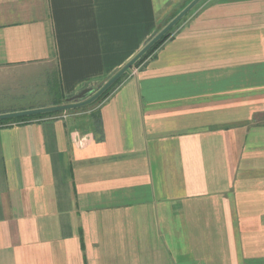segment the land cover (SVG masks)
Masks as SVG:
<instances>
[{
    "label": "crops",
    "instance_id": "obj_1",
    "mask_svg": "<svg viewBox=\"0 0 264 264\" xmlns=\"http://www.w3.org/2000/svg\"><path fill=\"white\" fill-rule=\"evenodd\" d=\"M190 1L0 0V81L59 91L0 113L91 95ZM199 4L100 103L0 125V264H264V0Z\"/></svg>",
    "mask_w": 264,
    "mask_h": 264
},
{
    "label": "rangeland",
    "instance_id": "obj_2",
    "mask_svg": "<svg viewBox=\"0 0 264 264\" xmlns=\"http://www.w3.org/2000/svg\"><path fill=\"white\" fill-rule=\"evenodd\" d=\"M199 3L194 8L199 7L200 5ZM193 9L190 10L184 17L189 15L193 11ZM181 20L172 27L173 31L176 30ZM152 56L153 55L149 56L147 59H150ZM147 59L138 65H133L127 71H129V73L132 74V70L133 69L138 70L139 66H141L144 62H146ZM42 74L32 78H27V77L25 78L23 75L22 76L21 74L19 75V73H13V72L11 73L8 71L5 72V74L1 76V78H4V80L0 81V110L2 111L10 110L11 108H17V107L28 108L38 103L48 102L50 100H53L55 96H59L58 89L56 88L53 89V87L52 89H50V87H48L47 76ZM93 93H91V95ZM71 112H77V111H70V109H68V110H63V112L59 114L61 115L69 114Z\"/></svg>",
    "mask_w": 264,
    "mask_h": 264
},
{
    "label": "water",
    "instance_id": "obj_3",
    "mask_svg": "<svg viewBox=\"0 0 264 264\" xmlns=\"http://www.w3.org/2000/svg\"><path fill=\"white\" fill-rule=\"evenodd\" d=\"M201 0L190 1L171 21H169L128 63H126L117 73H115L107 82L104 83L92 95L81 97L76 101L66 102L57 105H49L31 109L17 110L11 112L0 113V120L28 116L34 114L45 113L49 111H63L78 108L92 103L101 94H103L111 85H113L129 68H131L136 60L140 58L156 41L166 34L177 22H179L190 10H192Z\"/></svg>",
    "mask_w": 264,
    "mask_h": 264
},
{
    "label": "trees",
    "instance_id": "obj_4",
    "mask_svg": "<svg viewBox=\"0 0 264 264\" xmlns=\"http://www.w3.org/2000/svg\"><path fill=\"white\" fill-rule=\"evenodd\" d=\"M173 32L174 31H173V28H172L166 34H164L142 56H140V58L138 60H136L134 65L140 64L141 62L146 60L151 55L154 56L155 52L157 51V49L172 35ZM127 74H128V71H126L113 85H111L103 94H101L92 103L84 105V106H81V107H78V108L70 109V111L83 110V109H86L88 106L100 103L104 98H106L113 90H115L118 87V85L125 79ZM62 103H63V99H58V100H56L54 102V104H56V105L57 104H62ZM61 112H63V111H49V112L40 113V114H34V115L20 116V117L4 119V120H0V125H8L9 123L13 124V123L27 122V121H31V120H34V119H43V118L50 117V116H53V115L57 116ZM91 116L93 118V121H94V124L96 126V129L102 133V124H101L102 119H101V116H100V110L98 108L94 109L91 112Z\"/></svg>",
    "mask_w": 264,
    "mask_h": 264
},
{
    "label": "built area",
    "instance_id": "obj_5",
    "mask_svg": "<svg viewBox=\"0 0 264 264\" xmlns=\"http://www.w3.org/2000/svg\"><path fill=\"white\" fill-rule=\"evenodd\" d=\"M136 71H137V69H133V70H132V74L136 73ZM58 116H63V117H66V116H67V114H62V115L60 114V115H58Z\"/></svg>",
    "mask_w": 264,
    "mask_h": 264
}]
</instances>
